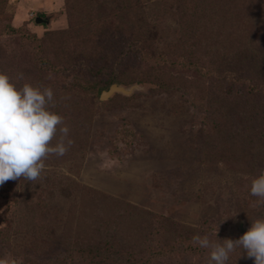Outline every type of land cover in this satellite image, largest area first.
<instances>
[{
	"label": "rangeland",
	"instance_id": "obj_1",
	"mask_svg": "<svg viewBox=\"0 0 264 264\" xmlns=\"http://www.w3.org/2000/svg\"><path fill=\"white\" fill-rule=\"evenodd\" d=\"M103 1L0 0V71L14 79L23 74L21 83L51 87L56 99L53 110L65 117L74 140L66 155L45 162L46 170L36 183L9 180L0 185L4 264H58L54 256L63 249L61 236H70L67 250L78 244L77 236L96 241L98 221L109 210L123 215L118 244L137 249L136 243L145 239L147 230L151 232L153 215L165 217L163 243L205 234L215 239L212 234L218 225L219 239H238L251 222L264 217V203L250 194L252 180L264 171L260 154L264 147L247 141L253 138L252 127L264 126V106L248 105L250 100L240 93L229 94L224 81L221 86L209 76L195 79L187 70H150L133 60L130 65L139 69H125L123 75V85L131 91L103 99L96 91L105 84L104 78L84 70L64 78L32 65L37 46L56 66L96 67L114 61L129 37L124 24L108 25L120 9L112 11ZM138 1L143 24L136 32L150 35L146 42L155 56H191L210 70H255L264 77V67L255 65L257 54L254 60L250 56L264 43V0H197L190 21L202 31L199 35L196 30V38L186 37L193 31L184 23L179 30L172 29L178 25L174 18L181 13V0ZM46 15V23L35 22L36 16ZM203 21L208 25L205 30ZM94 22L108 36L104 41L100 36L87 37L86 30L97 33ZM9 26L34 35L37 42L9 35ZM261 47L258 52L264 54ZM83 79L93 84L92 90L78 84ZM193 91L196 96H191ZM220 115L227 123L213 128L209 121ZM232 131L243 133V138L232 139ZM76 221L82 230L74 227ZM181 242L176 256L163 258L166 264H208V249L199 247L200 253L192 255L190 242ZM237 252L240 255L241 249L236 256ZM241 257L237 264H255L246 254Z\"/></svg>",
	"mask_w": 264,
	"mask_h": 264
},
{
	"label": "trees",
	"instance_id": "obj_2",
	"mask_svg": "<svg viewBox=\"0 0 264 264\" xmlns=\"http://www.w3.org/2000/svg\"><path fill=\"white\" fill-rule=\"evenodd\" d=\"M197 0H181L183 2V5L181 8H179V11L181 12L178 14L176 18H174V22L178 23V25L172 27V29L175 31V29L180 28L182 23L185 24L186 29L190 28V31H193L192 34L187 35L186 37L192 38L195 37L196 30L194 27H192V24L190 21L192 20L193 15L196 13ZM111 3L113 6H111ZM103 5L106 7H109L112 11H120L118 13H114L112 15V19H109L108 25L114 24V27L117 25L124 24L125 25V31L128 32V39L126 42H123L122 46L120 47L119 51L115 54V59L111 63L107 64H100L96 67H91L85 64L82 65H75L70 64L66 66H56L50 63L48 58L46 56H43L41 54V46H37L33 49L32 55H31V62L32 65L38 68L39 70H49V71H55L60 74L62 77H70L75 76L76 72H79L80 70H84L91 74L92 76L104 78L105 84L101 86L97 91L96 95H99L102 90L108 89V87L115 83L118 85H121L123 87H127L124 84V71L125 69H139V65H130L132 60L136 64L143 63L146 67L150 68V70H162V72L165 69L169 70H177V71H191V73L194 74V78L196 79L198 76L206 78L209 76L210 80L216 83V85L224 84L226 85V92H230L229 94L234 93H240L241 96L245 100H250L248 105H255V103H259L258 106H264V77L260 74V72L254 71H248L242 70V72H239V69L236 68L235 70L231 69H225V70H210V68H207L206 66H203L200 61L194 57L188 56V57H182L179 56L177 58L172 59L171 56H169L166 53H158L155 56V52L153 49H151L150 44L146 42V39H150V35L148 34L147 37L139 36V33L136 32V29L138 30L139 25L143 24V18L140 15V10H137L136 8H141V3L138 0H105L103 1ZM138 5V7H137ZM137 10L136 15L133 16V18H130V11L131 10ZM127 15L126 19L124 18ZM174 15V14H172ZM177 15V14H176ZM41 18V21L39 23H46L45 19L46 16H36ZM35 17V18H36ZM191 17V18H190ZM34 18V20H35ZM206 20H208L206 18ZM184 21V22H183ZM36 22V21H35ZM131 23V25H135V29L133 27V30L130 28L128 23ZM205 21H203V29L205 30L206 26ZM95 31L97 33H93L89 30H86L85 33L87 34V37L89 36L91 39L96 38L97 36H100V39L104 41V38H108V36L102 31H98L96 27L98 28L99 25H96L95 22L93 24ZM127 26V27H126ZM138 26V27H137ZM123 28V27H122ZM177 30V31H178ZM198 34L200 35L199 30H197ZM7 33L11 36L17 35L20 39L24 41H28L30 43L37 42V39L34 37V35L26 34L21 31V28H15L12 26H9L7 28ZM204 33V31H203ZM98 34V35H97ZM196 34V35H195ZM196 38V37H195ZM99 39V40H100ZM145 39V40H144ZM197 41V40H196ZM29 43V44H30ZM239 44L238 42H236ZM263 46L264 50V43L261 45ZM261 46H257V51H253L250 56H253L257 54L258 64H255L256 66L264 67V54L259 53L262 50ZM258 50H260L258 52ZM155 56V57H154ZM133 63V62H132ZM254 65V66H255ZM253 66V68H254ZM244 72V73H243ZM262 78H258V75ZM215 76V78H214ZM221 82L222 84H219ZM89 82V80L83 79L82 83L78 81L79 85H83L82 88L84 89H90L92 90L93 84ZM164 85L162 82H157V85ZM221 89V88H220ZM234 89V90H233ZM116 93V92H115ZM194 95V91L192 92L191 96ZM196 96V95H194ZM260 96L263 98L262 101L259 100ZM259 100V102L257 101ZM239 114V113H238ZM221 116V115H220ZM219 116V117H220ZM226 117V116H225ZM218 118V120L215 121H209L210 125L214 128L215 126L224 125V123H227L226 118ZM238 123V122H236ZM214 124H216L214 126ZM216 128V127H215ZM231 126L228 127L230 129ZM250 129V128H248ZM248 129H245L246 132H248ZM254 132H252L253 138L247 139V141L251 142V145L253 144H260L264 147V126L256 125L255 127H252ZM244 130V129H243ZM261 130V131H259ZM215 133V132H213ZM232 139H238L243 138V133L238 135L235 131H232L231 133ZM260 154L264 157V150L260 152ZM108 214V213H107ZM105 215L102 218V221H98L99 225L98 228L95 229L94 237L95 240H81L80 237H76V246L71 247V249L67 250L68 245H70V236L62 235L61 236V244L63 245L62 251L57 252V254L54 256V259L57 260L58 264H80L79 262L82 261V263L89 262V264H166V255L167 254H173L174 256L177 255L175 253L177 242L186 241L190 242L188 246V250L191 251L190 254L192 255H198L200 253V248L197 245L192 244L193 240L191 239H184L183 238H177L175 240L172 239V241H169L168 243H163L161 240V235L163 233V226L162 222L165 220L164 216L160 215H153L154 224L151 226V232L146 231L145 239L140 240L138 243H136V246L139 247V249L135 248L134 246L130 248H124V245H119L117 237L120 234V228L118 229V226L122 223L121 218H123L120 212L116 213L111 210H109V214ZM136 213L132 211V218H135ZM128 217V215H127ZM79 221L75 222L74 227L77 228V230H82V227L79 225ZM151 225V224H150ZM150 229V228H149ZM5 227L0 228V240L3 241L1 235L5 233ZM68 233V232H66ZM65 233V234H66ZM88 233V232H87ZM176 240H180L177 242H174ZM144 243V246L142 245ZM182 243V242H181ZM183 248V247H181ZM187 250V248H183L182 250ZM239 256L237 252V256L235 253L232 254V258H237ZM231 258V259H232ZM76 259V261H74ZM78 259V260H77ZM242 259V257H240ZM239 260V259H238ZM49 261V260H48Z\"/></svg>",
	"mask_w": 264,
	"mask_h": 264
},
{
	"label": "clouds",
	"instance_id": "obj_3",
	"mask_svg": "<svg viewBox=\"0 0 264 264\" xmlns=\"http://www.w3.org/2000/svg\"><path fill=\"white\" fill-rule=\"evenodd\" d=\"M23 80V74L14 79L0 71V185L9 180L36 183L46 170L45 162L52 156L63 157L74 144L65 117L53 110L54 90ZM250 194L264 203V171L252 180ZM218 230L219 225L212 234L215 239L208 234L192 238L194 245L209 250L208 264H230L237 249L241 254L236 264L243 254L255 264H264V217L251 222L238 239H219Z\"/></svg>",
	"mask_w": 264,
	"mask_h": 264
},
{
	"label": "water",
	"instance_id": "obj_4",
	"mask_svg": "<svg viewBox=\"0 0 264 264\" xmlns=\"http://www.w3.org/2000/svg\"><path fill=\"white\" fill-rule=\"evenodd\" d=\"M35 21L36 22H40L41 21V18L36 17L35 18ZM45 22H47V18L45 19ZM130 91H131V87L126 88V87H123L121 85H118V84L113 83V84H111L108 87V89L102 90L100 92V98H102V99L103 98H107L108 96H110L114 92H121V93H124V94H128Z\"/></svg>",
	"mask_w": 264,
	"mask_h": 264
}]
</instances>
